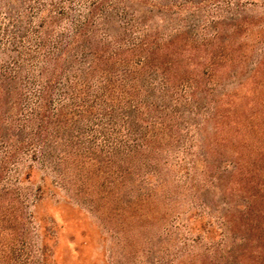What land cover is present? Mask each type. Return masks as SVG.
Masks as SVG:
<instances>
[{
    "label": "trees",
    "instance_id": "16d2710c",
    "mask_svg": "<svg viewBox=\"0 0 264 264\" xmlns=\"http://www.w3.org/2000/svg\"><path fill=\"white\" fill-rule=\"evenodd\" d=\"M68 198L99 264H264V0H0V264Z\"/></svg>",
    "mask_w": 264,
    "mask_h": 264
},
{
    "label": "rangeland",
    "instance_id": "374dc122",
    "mask_svg": "<svg viewBox=\"0 0 264 264\" xmlns=\"http://www.w3.org/2000/svg\"><path fill=\"white\" fill-rule=\"evenodd\" d=\"M68 200L45 199L34 210L37 222H44L53 228L54 236L49 245L55 263L99 264L102 253L110 249L119 255L121 251L114 238L106 235L107 240L103 242L105 233L99 227L97 213L94 211L97 202L81 207L74 200Z\"/></svg>",
    "mask_w": 264,
    "mask_h": 264
}]
</instances>
